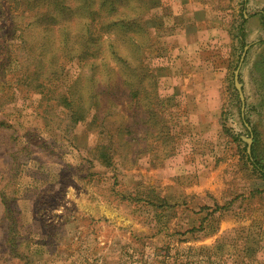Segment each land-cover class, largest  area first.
Masks as SVG:
<instances>
[{
    "label": "rangeland",
    "instance_id": "rangeland-1",
    "mask_svg": "<svg viewBox=\"0 0 264 264\" xmlns=\"http://www.w3.org/2000/svg\"><path fill=\"white\" fill-rule=\"evenodd\" d=\"M9 1L0 0V264H264V180L249 159L257 148L264 160V0L137 4L148 34L132 36L146 56L120 32L116 47L133 69L118 65L105 34L100 100L112 89L116 97L103 100L106 122L88 116L74 129L7 60L24 55L11 46L18 19ZM41 29L28 35L33 47ZM77 71L65 74L64 89ZM132 72L159 81L166 102L153 119L152 83L136 82L128 105ZM78 90L88 99L85 81Z\"/></svg>",
    "mask_w": 264,
    "mask_h": 264
},
{
    "label": "trees",
    "instance_id": "trees-1",
    "mask_svg": "<svg viewBox=\"0 0 264 264\" xmlns=\"http://www.w3.org/2000/svg\"><path fill=\"white\" fill-rule=\"evenodd\" d=\"M137 4H140L139 9L142 8L146 11L149 0H10L9 13L18 19L14 25L13 35L10 36L11 42H15L11 46L24 49V55L21 58V63L14 57L16 53H12L11 56L7 55L6 58L11 63H17L16 69L20 72L25 70L22 75L31 82L29 91L40 95L42 98L49 94L50 98L47 97L49 101L54 99L55 105L57 104L60 110L66 114L73 129L80 123H85L88 116H92V122L101 119L104 123L107 121L105 118L110 113L106 115L101 110L103 100L108 103L112 102L110 96L115 98L116 93H113L112 88V91H104L102 94L105 99L100 100L102 95L99 92L101 83L98 78V69L101 68L102 63L104 64L101 46L105 34L109 33L108 35H111L112 39L107 48L108 56L118 65L123 64L125 68L132 71L133 65L118 51L116 39L118 38L117 33L122 32L128 36L131 34L127 42L138 50L139 56L143 57V43L138 42L136 37L132 36V32L139 29L148 34L146 26L143 25L145 12L137 14L135 11ZM40 27L44 28L41 29L44 34L38 47L36 45L33 47L28 35L34 34ZM242 28L241 33L244 34ZM55 31L59 33L58 40L52 37V33ZM228 32L232 34L231 30ZM245 42V39H240L242 47L246 45ZM144 49H146L144 51V56H146L147 48ZM32 61L36 63L34 68L36 67L37 72L41 70V80L36 77V69L32 75L30 73L29 65ZM76 67H78V71L74 73V81L71 85L65 86L64 89L65 74L69 72L70 68ZM85 70H92L96 74L94 76L85 74L84 76ZM43 76L44 80L42 79ZM34 77L36 79H33ZM126 79L127 92L125 94L129 98L128 105L135 104L138 98L135 83L145 84L147 81L153 84V92L147 97L149 103L146 114L153 119L157 116L155 111L159 112V109L164 111L166 100L158 92L159 81L157 77L152 76V79H149L148 74L140 76L132 72V76L130 74ZM82 81H85L86 89L90 88L91 90L88 99L84 98L81 92L74 94V91H79L78 87ZM57 85L62 87L60 91H58ZM111 86L115 88L116 84L113 83ZM99 148H101L99 157L107 159L110 155L106 147ZM249 159L255 168V172L264 180V160L257 148L253 150ZM112 161L113 158L109 160V164H113ZM2 200L9 212L14 229L19 219L16 211L7 204L11 198L6 194V191L2 193ZM223 208L226 207L220 209ZM13 236L12 245L14 247L19 236L15 237V233Z\"/></svg>",
    "mask_w": 264,
    "mask_h": 264
},
{
    "label": "water",
    "instance_id": "water-1",
    "mask_svg": "<svg viewBox=\"0 0 264 264\" xmlns=\"http://www.w3.org/2000/svg\"><path fill=\"white\" fill-rule=\"evenodd\" d=\"M247 49H248V48H246L245 50L247 51ZM242 61H243V59H242ZM238 79H239V71H236V73H235V82H236V86H237V89L239 90L241 100L244 101V99H243V94H242V91H241V85H240Z\"/></svg>",
    "mask_w": 264,
    "mask_h": 264
}]
</instances>
